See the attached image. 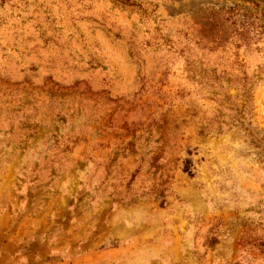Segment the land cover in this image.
I'll return each mask as SVG.
<instances>
[{
  "label": "rangeland",
  "instance_id": "374dc122",
  "mask_svg": "<svg viewBox=\"0 0 264 264\" xmlns=\"http://www.w3.org/2000/svg\"><path fill=\"white\" fill-rule=\"evenodd\" d=\"M0 264H264V0H0Z\"/></svg>",
  "mask_w": 264,
  "mask_h": 264
}]
</instances>
